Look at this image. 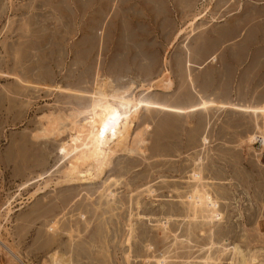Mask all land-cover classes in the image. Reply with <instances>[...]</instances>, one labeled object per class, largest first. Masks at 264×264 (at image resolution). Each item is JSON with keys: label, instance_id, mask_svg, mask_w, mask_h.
Wrapping results in <instances>:
<instances>
[{"label": "rangeland", "instance_id": "obj_1", "mask_svg": "<svg viewBox=\"0 0 264 264\" xmlns=\"http://www.w3.org/2000/svg\"><path fill=\"white\" fill-rule=\"evenodd\" d=\"M96 94L187 113L142 108L72 184L60 150ZM236 107L264 108V0H0V242L26 264H264V114Z\"/></svg>", "mask_w": 264, "mask_h": 264}, {"label": "bare ground", "instance_id": "obj_2", "mask_svg": "<svg viewBox=\"0 0 264 264\" xmlns=\"http://www.w3.org/2000/svg\"><path fill=\"white\" fill-rule=\"evenodd\" d=\"M214 104H203L189 110L193 112L198 109H205ZM142 108L158 109L164 112L185 114L186 110L168 107L160 104L144 102L140 99L130 98L129 95H93V104L90 110L83 113L89 120L86 121L87 127L83 131L77 130V134L72 135L70 141L60 150L65 159L72 160V174L68 181L72 184L82 180L87 174L80 173L79 165H93L96 172L103 173L109 165L115 154L114 147H119L130 136L135 119ZM244 112H254L255 114H264V108L248 109L236 107ZM82 126V125H80ZM83 127V126H82ZM81 127V129H82ZM258 140V139H257ZM262 142V137L260 138ZM79 174V176H76ZM91 176H93L91 174ZM96 177L87 178L95 179ZM15 260L26 264L23 259L15 254L6 245L0 242ZM54 258V257H53ZM55 259V258H54Z\"/></svg>", "mask_w": 264, "mask_h": 264}, {"label": "crops", "instance_id": "obj_3", "mask_svg": "<svg viewBox=\"0 0 264 264\" xmlns=\"http://www.w3.org/2000/svg\"><path fill=\"white\" fill-rule=\"evenodd\" d=\"M222 50V47L219 49V51H221ZM219 51L217 52V53H219ZM213 54V53H212ZM193 99L194 98H190V99H188L187 101H186V103H184L185 105H189V104H191V102H193ZM202 110V109H201ZM195 111H197V110H195ZM198 111H199V109H198ZM194 112V111H193ZM176 114H178V113H176Z\"/></svg>", "mask_w": 264, "mask_h": 264}]
</instances>
